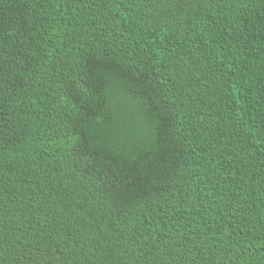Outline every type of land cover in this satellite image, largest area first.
<instances>
[{"label":"trees","instance_id":"trees-1","mask_svg":"<svg viewBox=\"0 0 264 264\" xmlns=\"http://www.w3.org/2000/svg\"><path fill=\"white\" fill-rule=\"evenodd\" d=\"M0 264H264V0H0Z\"/></svg>","mask_w":264,"mask_h":264}]
</instances>
